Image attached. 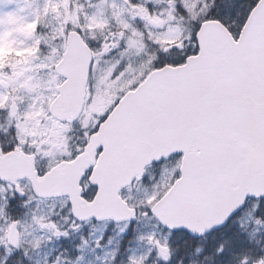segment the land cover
I'll use <instances>...</instances> for the list:
<instances>
[{
  "label": "snow or ice",
  "instance_id": "1",
  "mask_svg": "<svg viewBox=\"0 0 264 264\" xmlns=\"http://www.w3.org/2000/svg\"><path fill=\"white\" fill-rule=\"evenodd\" d=\"M0 264H264V0H0Z\"/></svg>",
  "mask_w": 264,
  "mask_h": 264
},
{
  "label": "rangeland",
  "instance_id": "2",
  "mask_svg": "<svg viewBox=\"0 0 264 264\" xmlns=\"http://www.w3.org/2000/svg\"><path fill=\"white\" fill-rule=\"evenodd\" d=\"M6 10V9H5Z\"/></svg>",
  "mask_w": 264,
  "mask_h": 264
}]
</instances>
